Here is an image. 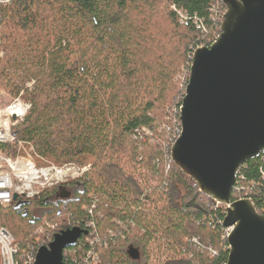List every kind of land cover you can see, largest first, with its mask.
<instances>
[{"label": "trees", "instance_id": "1", "mask_svg": "<svg viewBox=\"0 0 264 264\" xmlns=\"http://www.w3.org/2000/svg\"><path fill=\"white\" fill-rule=\"evenodd\" d=\"M224 11L221 0L0 2V90L29 103L12 135L51 162L91 164L0 205L18 259L77 226L86 234L63 250L68 264L91 239L100 264H150L151 244L163 247V239L171 252L163 264L226 262L222 208L170 157L192 53L217 38ZM5 150L16 147L0 143ZM262 172L264 153L240 167L231 201L249 197L264 213ZM196 193L198 207H187Z\"/></svg>", "mask_w": 264, "mask_h": 264}, {"label": "water", "instance_id": "2", "mask_svg": "<svg viewBox=\"0 0 264 264\" xmlns=\"http://www.w3.org/2000/svg\"><path fill=\"white\" fill-rule=\"evenodd\" d=\"M221 1L219 35L192 53L170 157L198 192L223 207L222 224L232 228L225 264H264V213L249 199L231 201L240 167L264 153V0ZM196 195L187 207H198ZM84 234L77 226L56 233L33 264H68L63 250ZM128 253L138 257L136 248Z\"/></svg>", "mask_w": 264, "mask_h": 264}, {"label": "built area", "instance_id": "3", "mask_svg": "<svg viewBox=\"0 0 264 264\" xmlns=\"http://www.w3.org/2000/svg\"><path fill=\"white\" fill-rule=\"evenodd\" d=\"M2 1L4 0H0V2ZM180 17L183 20L190 18L185 14H180ZM192 19L195 23H197L198 27H201L202 30H205L202 24H200L199 19L195 17H193ZM28 108L29 104L23 102L20 98H15L9 105L5 106L4 108H0V143H10L16 141L15 137L11 133L12 125L10 123V120L22 118L27 112ZM17 142L19 144V150L21 148H24L25 142L20 140H17ZM24 153V155L17 154L16 156H8L7 154L0 153V205L9 204L13 199V193H17L27 197L34 196L37 195L43 188L67 181L68 176L75 174V169L68 164L62 167L54 165H38L32 157L34 148L31 145L27 148V150L24 149ZM25 159H29L30 161V164L26 169L22 167ZM262 177H264V172H262ZM22 185H25L24 189H22ZM243 198L251 200L249 197H241L239 199ZM218 205L222 208L225 216L223 207L219 203L213 201V206ZM223 219L221 221V225L224 230L221 237L222 239H225L227 241L228 235L230 234L232 228L224 227L222 224ZM90 224L92 225L91 222ZM113 237H115L114 232H109L108 238L111 239ZM94 241L97 240H89L91 248L86 251V253L80 259V261H78L77 264H100L98 252L95 247H92ZM107 243L108 240L106 239L102 241L101 244H103V246H107ZM228 247L229 246L227 242V250ZM18 252L19 247L15 243L13 235L7 228L0 225V264L34 263L36 254L33 256L30 253H26L20 256V259H18ZM211 253L214 254L213 251Z\"/></svg>", "mask_w": 264, "mask_h": 264}, {"label": "rangeland", "instance_id": "4", "mask_svg": "<svg viewBox=\"0 0 264 264\" xmlns=\"http://www.w3.org/2000/svg\"><path fill=\"white\" fill-rule=\"evenodd\" d=\"M0 55H1V53H0ZM182 71H183V69H182ZM181 76H182V74H180L179 80H180ZM21 94H22V92L18 96L14 97V96L10 95L8 92H6L5 90L1 89L0 90V108H4L5 106L9 105L12 102V100L15 99V98H20L23 102L28 103L27 101H25V100H23L21 98ZM20 120H21V118L11 119L10 123L13 126L15 123H17ZM10 143L14 144L15 147H16L15 154L11 155L9 150L0 151V153L7 154L8 156H16L17 154L24 155L25 154L24 153V149L27 150V148L31 145L30 143H26L25 142L24 148H21L19 150V144H18L17 140L15 142H10ZM32 157L34 158L35 162L38 165H54V166H58V167H62V166L67 165V164L71 165L75 169V171H74L75 174H73L74 176L73 175L68 176V180L80 177L83 174L84 171L89 169V167L91 165L89 163L88 164H80V163H77V162H64V163L57 164V163L51 162V161H49V160H47V159H45L43 157L38 156L35 153V150H34V153H33ZM25 161H29V159H25ZM53 185H56V184H53ZM53 185H51V186H53ZM51 186H48V187H51ZM24 188H25V185H22V189H24ZM25 197H27V196H25ZM29 197H32V196H29ZM164 241L165 240L163 239L162 240V244L165 246V244H164L165 242ZM155 244H151V247L149 248V251H150V264L151 263L152 264H163L165 259L167 258V256H170L171 252L166 250L164 246L163 247L160 246V248H158V243H155Z\"/></svg>", "mask_w": 264, "mask_h": 264}, {"label": "bare ground", "instance_id": "5", "mask_svg": "<svg viewBox=\"0 0 264 264\" xmlns=\"http://www.w3.org/2000/svg\"><path fill=\"white\" fill-rule=\"evenodd\" d=\"M30 164V161H25L24 160V162H23V164H22V167L24 168V169H26V168H28V165Z\"/></svg>", "mask_w": 264, "mask_h": 264}, {"label": "flooded vegetation", "instance_id": "6", "mask_svg": "<svg viewBox=\"0 0 264 264\" xmlns=\"http://www.w3.org/2000/svg\"><path fill=\"white\" fill-rule=\"evenodd\" d=\"M64 195V194H63Z\"/></svg>", "mask_w": 264, "mask_h": 264}]
</instances>
